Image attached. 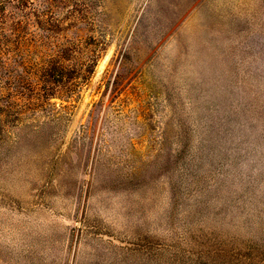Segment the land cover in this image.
<instances>
[{
	"label": "rangeland",
	"instance_id": "1",
	"mask_svg": "<svg viewBox=\"0 0 264 264\" xmlns=\"http://www.w3.org/2000/svg\"><path fill=\"white\" fill-rule=\"evenodd\" d=\"M0 264H264V0H0Z\"/></svg>",
	"mask_w": 264,
	"mask_h": 264
}]
</instances>
